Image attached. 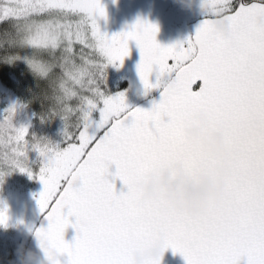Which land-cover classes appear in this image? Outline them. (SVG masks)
Listing matches in <instances>:
<instances>
[{
    "label": "snow or ice",
    "instance_id": "1",
    "mask_svg": "<svg viewBox=\"0 0 264 264\" xmlns=\"http://www.w3.org/2000/svg\"><path fill=\"white\" fill-rule=\"evenodd\" d=\"M201 8L206 18L195 35L163 46L158 27L142 20L103 33L102 0H0V24H7L0 28V60H25L49 97L42 120L64 122L63 140L54 144L29 140L26 126L13 125L17 106L0 119V177L7 168L43 184L37 203L47 227L35 236L46 256L44 241L66 254L67 264H133L135 251L161 239L150 264H162L169 248L186 264H264V0H201ZM220 21L231 26L227 37L216 31ZM130 41L140 50L145 95L162 89L150 109L131 108L124 92L104 88L107 67L123 65ZM199 112L207 113L209 130L223 128L232 148L223 197L200 215L163 200L139 203L130 168L147 179L178 165L196 179L223 164L183 135ZM29 151L40 158L35 172ZM7 220L0 209V226ZM69 227L76 233L71 242Z\"/></svg>",
    "mask_w": 264,
    "mask_h": 264
},
{
    "label": "trees",
    "instance_id": "2",
    "mask_svg": "<svg viewBox=\"0 0 264 264\" xmlns=\"http://www.w3.org/2000/svg\"><path fill=\"white\" fill-rule=\"evenodd\" d=\"M102 4L105 6L107 13V20L104 22L105 19H102L103 22L98 23L103 33L107 34L108 29L111 28L117 31L124 28H126L125 31L130 30L137 20H142L158 27L156 41L163 46L187 41L191 37V33L184 26L200 18H206V16H200L201 0H191L189 6H183L177 0H102ZM4 27H7L6 23L0 24V28ZM129 48L130 55L124 58L122 66L109 65L107 67L104 84V88L109 95L124 92L127 104L129 96H134L139 101L152 96L160 90L154 88L145 95V89L137 71V65L141 58L140 50L135 41L129 42ZM155 75L154 71L150 77L153 83H155ZM1 82L12 91L18 92L16 96L17 102L23 105L25 108L23 110L26 113L30 114L29 119L27 114L24 119L26 122L28 119L29 122V124L28 122L26 123L28 139L31 140L33 137L37 139L46 138L54 144H60L63 140L61 133L64 122L60 116L42 120V115L49 110L50 101L44 99L41 95V91L44 88L43 81L34 75L26 61L16 60L12 63H5L0 60V85L2 86ZM132 106L133 104L130 105V107ZM28 158L33 162L32 168L35 172L38 168L39 155L35 151H29ZM9 172L12 175L5 176L3 180L18 182L21 185V190H14L13 194L10 191L4 193V190L0 187V205H5L4 201L6 198L11 200L12 196L16 198V205H27L28 201L38 205L37 199L39 193L43 190V184L39 179L35 178V176L30 178L26 172L22 173L19 170H10ZM0 185H2V182H0ZM37 210L38 207L36 208L38 220L43 213ZM37 220L30 229L28 239Z\"/></svg>",
    "mask_w": 264,
    "mask_h": 264
},
{
    "label": "clouds",
    "instance_id": "3",
    "mask_svg": "<svg viewBox=\"0 0 264 264\" xmlns=\"http://www.w3.org/2000/svg\"><path fill=\"white\" fill-rule=\"evenodd\" d=\"M183 6H189L191 0H177ZM264 23V20L260 21ZM216 31L225 37L230 34L231 26L227 21H220L215 25ZM44 99L49 97L41 91ZM183 135L190 141L202 144L203 150L215 157L223 158V164L211 171L202 172L198 178L192 179L185 175L180 166L161 168L147 179L138 178V170L130 168L128 176L133 182V189L139 203L163 200L179 211L192 215L206 212L215 202L219 201L229 187L233 176V169L229 157L232 148L228 144L222 127L208 131V115L205 112L197 113L190 124L183 129ZM3 177V176H2ZM0 177V180H2ZM43 257L31 249L18 247L14 264H61L60 254L47 242ZM162 240L153 241L147 247L134 252L133 264H150L160 255Z\"/></svg>",
    "mask_w": 264,
    "mask_h": 264
},
{
    "label": "rangeland",
    "instance_id": "4",
    "mask_svg": "<svg viewBox=\"0 0 264 264\" xmlns=\"http://www.w3.org/2000/svg\"><path fill=\"white\" fill-rule=\"evenodd\" d=\"M208 2L211 3L212 0H208ZM113 3L115 2L113 1ZM200 16H205L204 10L202 8L200 9ZM106 20L107 18L104 20V22ZM101 22H103V20L99 18L98 23ZM125 30L126 28L120 29L119 31L111 28L108 29L107 35L110 37L113 34H116L117 32H122ZM17 94L18 92L12 91L8 87L4 86L3 83L2 86L0 85V119L4 118L9 108L17 106L13 115L12 123L15 127H20L22 125L26 126L30 114L24 111V107H19L21 104H19L16 100ZM128 100L129 106L132 104L134 105L137 102V98H135L134 96H129ZM26 114L28 115L27 122L26 120H24ZM15 120L17 121L15 122ZM9 171L10 170L7 168L4 169V175L2 177V180H0V182H2V185H0V187H2L4 193L10 191V193L13 194L14 190H21V185L18 182L14 183L7 179L3 180L5 176L12 175ZM15 201L16 198L12 196L11 200L6 198V200L4 201L5 205H0V209H7L8 216L7 225L0 226V264H14L16 260L17 248L21 246L24 247L26 241L28 240L30 229L34 222L37 220L36 208L38 207L37 211H40L39 206L34 205L30 201H28L27 205H16Z\"/></svg>",
    "mask_w": 264,
    "mask_h": 264
},
{
    "label": "water",
    "instance_id": "5",
    "mask_svg": "<svg viewBox=\"0 0 264 264\" xmlns=\"http://www.w3.org/2000/svg\"><path fill=\"white\" fill-rule=\"evenodd\" d=\"M204 19L205 18H200V19L196 20L195 22L184 26V28L191 33V37H193L195 35L197 28L204 21ZM161 91H162V89H160L158 92H156L152 96L145 98V99L139 101L138 103L134 104L131 108L139 107V108H143V109H150L152 107L153 101L159 102V100L161 99V95H160ZM208 131L211 132L213 130L208 129ZM109 171L114 173L115 172V166L113 165L112 167H110ZM109 180L115 184L116 190L118 192L120 190H123L122 181H120L118 178L113 180V178L111 176H109ZM71 219L74 220V218H71ZM40 227H45V228L47 227V221L45 219L44 214H42L40 216V218L38 219L32 233H31V235L27 241L25 249H31L33 252L37 253V255L43 257V250L40 246V243H39L37 237L35 236L36 229H38ZM75 235H76L75 229L69 227L68 229H66V232H65V240L68 242H71L73 240V238L75 237ZM60 262H61V264H67L68 257L66 254H63L60 256ZM162 264H186V262H185L184 258L179 253L174 254L173 251L171 250V248H169L164 253ZM241 264H246V259L242 260Z\"/></svg>",
    "mask_w": 264,
    "mask_h": 264
},
{
    "label": "flooded vegetation",
    "instance_id": "6",
    "mask_svg": "<svg viewBox=\"0 0 264 264\" xmlns=\"http://www.w3.org/2000/svg\"><path fill=\"white\" fill-rule=\"evenodd\" d=\"M139 101H141V100H139ZM139 101H137L136 103H138ZM136 103H135V104H136Z\"/></svg>",
    "mask_w": 264,
    "mask_h": 264
}]
</instances>
